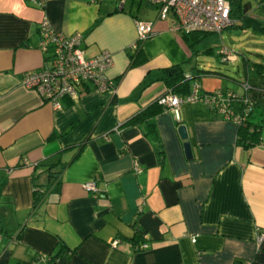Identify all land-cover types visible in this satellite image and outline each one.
<instances>
[{
  "label": "crops",
  "instance_id": "obj_1",
  "mask_svg": "<svg viewBox=\"0 0 264 264\" xmlns=\"http://www.w3.org/2000/svg\"><path fill=\"white\" fill-rule=\"evenodd\" d=\"M247 1L238 29L264 35V0ZM124 3L0 0V264H45L33 256L53 252L58 241L71 248L67 264H264V237L256 240L264 230V125L245 147L236 125L201 101L180 103L178 120L167 109L123 123L169 89L163 68L180 63L195 80L213 69L192 60L211 51L195 49L211 33L191 47L155 7L138 14ZM42 19L55 30L79 31L86 57L111 53L107 90L82 82L76 97L53 108L21 84L49 60V50L38 48ZM136 19L153 27L140 42V63L130 58ZM65 161L31 209L33 182L47 184V164L56 170ZM89 180L95 190L82 187ZM135 232L147 247L133 250L127 237Z\"/></svg>",
  "mask_w": 264,
  "mask_h": 264
},
{
  "label": "built area",
  "instance_id": "obj_2",
  "mask_svg": "<svg viewBox=\"0 0 264 264\" xmlns=\"http://www.w3.org/2000/svg\"><path fill=\"white\" fill-rule=\"evenodd\" d=\"M41 5L44 0H32ZM156 8L158 19H168L170 29L176 32L208 31L218 33L233 23L229 16L228 0H143ZM123 3L124 0H119ZM136 39L130 44L131 49L139 47L140 42L153 33L152 21L135 20ZM38 48L41 51L49 50V60L40 69L28 71L21 79V84L32 88L41 99L46 100L53 108L60 107V99L64 96L74 98L78 94V85L88 82L92 87L104 91L111 83L107 78L106 69L111 63V53L101 50L93 56L86 57L81 46L82 34L79 31L66 33L53 29L47 20L42 19L38 24ZM220 54L224 58L234 59L235 54L223 46ZM243 89L248 87V82L243 81ZM198 85L193 82L191 89L184 95H177L170 89H165L158 94L157 102L169 108L175 119L179 116V104L182 102L201 101L215 108L222 118L232 121L237 125L243 112H237L222 104L224 100L233 95L230 90L221 93L219 90L199 93ZM139 172L138 166L134 167ZM82 187L86 190H95L93 181H85ZM264 237L261 231L256 240ZM111 245H116V240H111ZM145 246V244H142ZM39 258L45 261V253H39ZM31 264V263H24ZM45 264H56L54 262ZM242 264H252L251 260H244Z\"/></svg>",
  "mask_w": 264,
  "mask_h": 264
},
{
  "label": "trees",
  "instance_id": "obj_3",
  "mask_svg": "<svg viewBox=\"0 0 264 264\" xmlns=\"http://www.w3.org/2000/svg\"><path fill=\"white\" fill-rule=\"evenodd\" d=\"M228 3H229V16L234 20L233 23L229 26H241L240 19L242 18L243 15H245L246 12H248L250 8L249 1L247 0H228ZM180 33H181V37L184 40H189L188 45L192 47L195 41L196 42L200 41L207 34L214 33V32L195 30V31H188V32L182 31ZM131 50L132 52L130 54V58L132 59V63H140L144 60V57L142 56L139 47H137L136 49H131ZM256 54L261 59L258 58V60L249 61L250 72L244 73V76L242 79H237V78L232 77L235 80V83H237L238 87L240 88L237 90L236 89L235 90L234 89H222V88H215L213 90H200V85L198 81L193 79L191 77L192 76L191 74H186L183 71L180 63H175L168 67L163 68L162 69L163 74L161 75V78L163 79L165 84L168 86V88L172 92L176 93L177 95H181V96L190 91L191 85L193 82L197 83L198 91H200L199 93L211 92L214 90H219L221 93H225L226 90H230L233 93V95L228 96L224 100L225 102H223L222 104L233 109L235 113L243 112L241 121L236 125V141L240 143L241 145L248 147L257 141L259 128L264 125V61H263L264 56L261 55L260 53H256ZM223 60H227V59L224 58ZM201 71H204V72H207L213 75L218 74L220 76H229L228 74L224 72L217 71L214 69L212 70L202 69ZM243 81L248 82V87L245 89L241 87V84ZM157 97L158 95L155 96L144 108H142L141 110L135 112L133 115L128 117L123 123L132 124V123H137L142 120L146 121L148 117L156 114L157 112L161 110L169 109L167 107H164L160 103H158ZM207 105L212 111H215L220 116L222 115L215 108H212L209 104ZM257 105L261 106L263 116L262 118L255 121L251 119L252 118L251 113H252L253 107ZM151 124L149 123L150 127L152 128L153 126ZM82 144H83L82 142L79 143L74 155H76L77 152L80 150ZM67 162L68 161L60 162V166L56 170L52 169V164H47L46 170L48 171V180H49L47 184H39V183L33 182L31 209L34 210L44 201V198L47 192L50 190V186L56 180L57 175L59 174V172H61V170L63 169V167L66 165ZM33 178H34V175H33ZM136 235L137 234L135 232L131 236L127 237V239L133 245L132 246L133 250H139V249H143L147 247V242L144 240L138 239V237H135ZM142 244H145V246H142ZM70 252H71V248L64 245L62 241H58V246L53 252L45 253V256H46L45 263L54 262L56 264H67V259H68V255L70 254ZM33 257L39 258V253L37 252L36 255H34ZM24 263H31V262L22 261L19 264H24Z\"/></svg>",
  "mask_w": 264,
  "mask_h": 264
},
{
  "label": "rangeland",
  "instance_id": "obj_4",
  "mask_svg": "<svg viewBox=\"0 0 264 264\" xmlns=\"http://www.w3.org/2000/svg\"><path fill=\"white\" fill-rule=\"evenodd\" d=\"M32 4H35L30 0ZM138 3V6H137ZM125 8L129 4L132 7L131 12H138V14L144 13L145 8L148 11L152 12L154 10V5H149L143 0H125ZM137 7V9H136ZM127 9V8H126ZM143 9L144 12L141 10ZM238 26H228L223 28L219 34L211 33L207 35L202 41L198 42L195 49L204 48L207 45L211 47V51H203L198 54L192 55V60L196 65H210V68L220 70L228 74L229 76L237 79H242L244 71L250 72L249 61L258 60L259 56L256 53H260L264 56V35H255L251 30H241L238 29ZM229 47L232 53H236L235 59L223 60V55L220 54L221 48ZM218 52V54H216ZM194 53V51H193ZM240 53L244 55L241 57ZM244 59L246 62H244ZM261 59V58H259ZM264 61V58H263ZM196 81L200 82V90H213L215 88H224V85L229 86V88L240 89L238 84L233 80L223 79L220 75H213L209 73L201 74ZM252 120L257 121L256 119L262 118L263 113L261 106H254L252 109Z\"/></svg>",
  "mask_w": 264,
  "mask_h": 264
},
{
  "label": "water",
  "instance_id": "obj_5",
  "mask_svg": "<svg viewBox=\"0 0 264 264\" xmlns=\"http://www.w3.org/2000/svg\"><path fill=\"white\" fill-rule=\"evenodd\" d=\"M176 130L179 138L182 140L183 150L185 155L190 156L189 141L187 139V132L184 124H178Z\"/></svg>",
  "mask_w": 264,
  "mask_h": 264
}]
</instances>
